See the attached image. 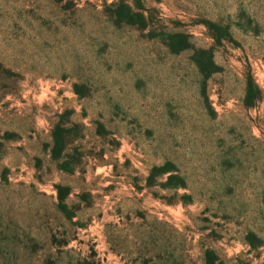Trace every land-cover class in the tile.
<instances>
[{"label": "rangeland", "instance_id": "rangeland-1", "mask_svg": "<svg viewBox=\"0 0 264 264\" xmlns=\"http://www.w3.org/2000/svg\"><path fill=\"white\" fill-rule=\"evenodd\" d=\"M209 262L264 264V0H0V264Z\"/></svg>", "mask_w": 264, "mask_h": 264}, {"label": "trees", "instance_id": "trees-1", "mask_svg": "<svg viewBox=\"0 0 264 264\" xmlns=\"http://www.w3.org/2000/svg\"><path fill=\"white\" fill-rule=\"evenodd\" d=\"M125 8H127V7H125ZM140 17H141V19H143V16H140ZM128 18L132 21V16L128 15ZM175 38L182 40L183 44L185 45V46H182L180 48V50L185 49L186 46L188 45V42L185 39V37L183 35H178V36H175ZM249 91H250V87L248 88L247 92H249ZM53 138H54L56 144L60 143V138L57 135H53ZM209 264H211V263L209 262Z\"/></svg>", "mask_w": 264, "mask_h": 264}]
</instances>
